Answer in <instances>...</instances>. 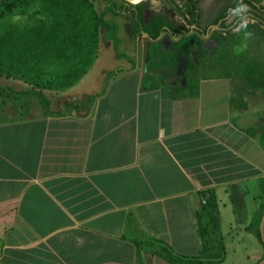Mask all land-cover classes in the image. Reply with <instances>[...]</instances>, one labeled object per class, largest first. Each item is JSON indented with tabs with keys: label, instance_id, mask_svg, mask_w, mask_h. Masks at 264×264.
Here are the masks:
<instances>
[{
	"label": "crops",
	"instance_id": "obj_1",
	"mask_svg": "<svg viewBox=\"0 0 264 264\" xmlns=\"http://www.w3.org/2000/svg\"><path fill=\"white\" fill-rule=\"evenodd\" d=\"M119 54L126 59L108 69L98 48L76 85L42 92L49 111L61 113L99 95L121 70L86 112L44 118L39 109L2 122L0 107V264H171L161 244L198 257L195 216L206 192L220 227L249 226L234 209L253 212L264 150L232 123L244 101L231 78L201 74L200 64L185 73L182 62L178 85L164 89L146 61Z\"/></svg>",
	"mask_w": 264,
	"mask_h": 264
},
{
	"label": "trees",
	"instance_id": "obj_2",
	"mask_svg": "<svg viewBox=\"0 0 264 264\" xmlns=\"http://www.w3.org/2000/svg\"><path fill=\"white\" fill-rule=\"evenodd\" d=\"M163 1L190 29L185 30L181 26L174 28L167 18L159 16L146 25L143 15L152 10L148 3L128 6L113 0H102L105 9L97 14L87 0H0V77L18 80L30 88L28 92L17 93L9 87H0V100L11 96L16 99L30 97L40 105L44 118H64L72 112L88 111L121 70L107 77L99 95L91 97L84 105L66 104L61 113L49 111V101L42 92H61L76 85L96 59L101 33L105 40L111 42L115 57L126 59L117 49L119 28L116 24L104 20L105 13L114 17L121 14L128 16L131 37L135 40L146 36L152 42L149 46L150 57L146 62L148 71L157 67L155 59L160 48L158 40L169 32L174 34L175 38L182 36L171 48L173 53L170 57L179 53L177 56L188 58L191 48L200 45L198 37L205 36L208 30H201L200 26L202 0H180L179 5L173 0ZM245 7L250 8V11L244 12ZM247 14L263 21L264 7L260 6L257 0H234L212 21L211 27H223L228 18L234 16L239 19ZM17 17H25V21L13 22L12 19ZM190 33L191 35H188ZM64 66L69 68L63 69ZM258 143L264 150V133L258 137ZM259 183L264 185V180ZM206 193L207 200L201 202L195 216L200 241L199 255L194 258H179L173 255L166 245L161 244V251L167 254L166 258L171 264L224 262V238L221 234L216 199L213 192ZM257 215L255 219L258 221ZM255 234L258 235L257 232Z\"/></svg>",
	"mask_w": 264,
	"mask_h": 264
},
{
	"label": "rangeland",
	"instance_id": "obj_3",
	"mask_svg": "<svg viewBox=\"0 0 264 264\" xmlns=\"http://www.w3.org/2000/svg\"><path fill=\"white\" fill-rule=\"evenodd\" d=\"M94 8L97 14L104 11L105 5L102 0H87ZM118 4H126L128 6H135L141 3H148L151 5L152 10L145 12L143 15L144 23L150 24L156 17H165L169 20L173 27L181 26L185 30L190 27L184 22L183 19L174 13L163 0H113ZM179 5L180 0H173ZM234 0H202L200 9L202 12L201 30H207L205 36H199L200 45L192 47L188 58L177 56L170 57L172 47L178 43V40L182 38L179 36L174 37V34L170 32L164 34L158 40L160 42V48L156 54V66L150 70V75L157 79V87L167 89L168 86H173L179 82V76L183 71L182 62L184 64L185 73H188V69H193L195 64L201 65V74L221 73L226 77L231 78L234 92L236 93L237 100L243 99L244 108L237 109L238 116L234 117L233 125L241 132L252 135L257 139L264 133V19L263 21L257 20L251 14H247L239 19H235L234 16L228 18L225 21L223 27H211L212 21L215 20L220 12L231 5ZM260 6L264 7V0H257ZM243 11H250V8L245 7ZM128 17V16H127ZM126 15L112 16L110 13L104 14V20L116 24L119 28L117 38L120 42V48L118 53H124L129 58L139 61L149 60V46L152 42L141 36L136 43L131 37L129 21ZM15 21H25L24 18H14ZM171 34V35H170ZM188 35H191L188 34ZM99 48V57L102 60L101 64H105L106 68H113L122 64V62H116L118 60L112 59L114 50L110 41L105 40L101 33L98 39L97 50ZM135 49V50H134ZM115 54V53H114ZM97 55V51H96ZM97 57V56H96ZM170 57V58H168ZM187 60V61H186ZM112 63V64H111ZM118 63V64H117ZM69 66H64V68ZM6 79L5 77H0ZM10 83L11 90H19L21 88V82L14 79H6ZM13 81V82H12ZM2 81H0L1 84ZM19 82V83H18ZM155 82V81H154ZM5 83V81H3ZM21 83V84H20ZM178 85V84H177ZM263 86V87H262ZM19 87V88H18ZM261 87V89L259 88ZM30 89V88H29ZM13 90V91H14ZM15 92V91H14ZM46 91H43V93ZM50 93V92H49ZM45 95V94H44ZM53 100L57 101L52 95H48ZM29 99V100H28ZM16 99L11 96L9 99H5V103L0 104L2 109L3 121H14V119L21 118L22 116H36L41 108L37 101L32 98H27L22 101H15ZM13 109V111H12ZM17 114L19 116H17ZM17 116V117H16ZM250 191V189H249ZM264 185L260 184L259 194L252 198L250 196L247 206L251 205L253 212L250 216L241 215L245 210L238 209V205L234 211L239 214V218H247L250 221V226L241 227L239 222L233 223L231 226L225 225V220L222 222L221 234L225 240L224 242V262L222 264H264ZM252 199V200H251ZM207 199H205L206 201ZM229 204V203H226ZM247 212V211H246ZM258 214V215H257ZM258 216V221L255 216ZM244 216V217H243ZM241 230L246 231L241 232ZM258 233L256 235L255 233ZM244 233V234H243Z\"/></svg>",
	"mask_w": 264,
	"mask_h": 264
},
{
	"label": "flooded vegetation",
	"instance_id": "obj_4",
	"mask_svg": "<svg viewBox=\"0 0 264 264\" xmlns=\"http://www.w3.org/2000/svg\"><path fill=\"white\" fill-rule=\"evenodd\" d=\"M220 13H221V12H220ZM201 14H202V12H201ZM219 15H220V14H219ZM219 15H218V16H219Z\"/></svg>",
	"mask_w": 264,
	"mask_h": 264
}]
</instances>
